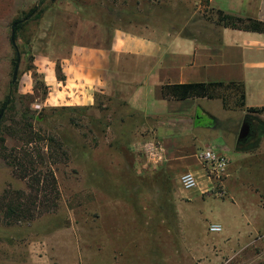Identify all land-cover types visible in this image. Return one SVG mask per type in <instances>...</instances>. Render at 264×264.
Listing matches in <instances>:
<instances>
[{
    "label": "rangeland",
    "instance_id": "obj_1",
    "mask_svg": "<svg viewBox=\"0 0 264 264\" xmlns=\"http://www.w3.org/2000/svg\"><path fill=\"white\" fill-rule=\"evenodd\" d=\"M66 2L86 8L89 17L117 21L107 27L105 41L115 28H139L128 23L143 10L168 31L221 27L208 0H0V109L13 92L0 123V198L7 192L8 198L29 201L33 215L0 223V264H264V113L244 116L237 87L219 89L230 111L210 102L216 127L210 115L198 112V124L211 129L194 131L186 153L166 152L165 159L153 161L143 149L153 137H147L140 116L116 122L102 106H50L48 68L52 64L61 77V59L48 63L47 46L75 43V31L83 27L84 14L61 6ZM46 20L55 21V35L48 39L39 34ZM94 37L101 39L99 33ZM243 37L226 40L240 43ZM254 76L260 84L262 76L248 74L250 80ZM247 93L248 106L263 104L261 90ZM246 117L255 137L240 148L237 137ZM208 147L230 159L220 178L208 179L196 161ZM181 157L188 158L174 176L172 166ZM191 166L198 185L185 191L179 179ZM50 173L56 191L49 186ZM9 200L0 204L4 222ZM211 225L222 232L210 233Z\"/></svg>",
    "mask_w": 264,
    "mask_h": 264
},
{
    "label": "crops",
    "instance_id": "obj_2",
    "mask_svg": "<svg viewBox=\"0 0 264 264\" xmlns=\"http://www.w3.org/2000/svg\"><path fill=\"white\" fill-rule=\"evenodd\" d=\"M191 1L200 3L201 0ZM66 3L61 6L84 14L80 20L83 27L75 31V43L56 45L53 42L47 46V62L54 63L56 58L61 59L63 77V80H59L56 68L50 64L48 71L51 76L47 83L50 91L47 103L50 106L62 104L89 111H98V107L102 106V113H109L110 120L116 122L128 121L124 116H140L145 122L143 129L147 137H153L143 147H159L164 159L166 152L173 155L191 149L194 131L211 129L210 125L197 122V114L200 112L204 117L210 115V120L215 124L216 121L211 119L210 102L219 101L224 113L230 110H225L219 99L165 100L161 92L163 86L243 84L245 106L242 114L246 116L248 109L264 107V100L263 104L256 107L248 106L247 93L248 88L254 87L262 91L264 99V34L223 27L219 31L192 29L190 33L173 32L163 28L164 23L160 18L152 20L149 11L145 13L143 10L141 17L137 16L128 23L139 28H115L110 39L105 41L107 27L117 25V21L110 23L106 17H89L86 8ZM208 5L210 9L227 15L264 22V0H208ZM95 7L99 9L97 5ZM46 21L47 29H40L39 34L48 39L55 35V21ZM97 33L101 35L100 40L94 37ZM242 36L241 44H230L226 40L228 37ZM39 51L36 55L38 65L42 57ZM250 73L260 74L261 83L255 76L250 80ZM116 113L118 116L113 117ZM187 158H175L172 175L175 176L177 170L183 169L180 162ZM196 161L199 163L198 157ZM185 173L193 175L198 183V172L192 166L187 167L182 175Z\"/></svg>",
    "mask_w": 264,
    "mask_h": 264
},
{
    "label": "trees",
    "instance_id": "obj_3",
    "mask_svg": "<svg viewBox=\"0 0 264 264\" xmlns=\"http://www.w3.org/2000/svg\"><path fill=\"white\" fill-rule=\"evenodd\" d=\"M41 3V2H40ZM217 13V25L221 26L223 28H229L233 30L243 31V32H250V33H258V34H264V22L251 19V18H239L231 15H227L222 11H216ZM32 14H30L28 18H30ZM26 19V20H27ZM18 26V25H17ZM19 27L15 28V36L16 31ZM59 80H63V77H58ZM228 87H237V91L240 93V99L241 102L238 104L240 108H244L245 106V90L243 84H236V83H229V84H223V83H193V84H173V85H165L162 87V97L165 100L169 101H185L188 99H219L222 101V105L224 109H228L226 98L223 97L218 93L219 89H226ZM13 92L12 90L9 91V94L7 98L5 99V102L3 103L0 112L2 113L4 110L8 109L10 104L13 103ZM248 114H263L264 113V107L263 108H251L247 110ZM246 122H251L248 117L245 118ZM264 133V131H263ZM245 144L244 142L238 143L240 148L242 145ZM257 143L254 146V149L256 148ZM253 148V147H252ZM251 148V149H252ZM242 150V149H241ZM245 150V149H244ZM23 176L22 178H24ZM49 186L51 187L52 191H56V182L54 179V176L49 175L48 177ZM38 184H45V182L41 183L39 180H37ZM7 192L4 193V196L0 198V204H4L5 199H10L8 204L6 202V211L4 215H2V218L5 220L1 221L0 223H6V224H13V223H20L22 221H25L28 219H32L33 215L30 213V205L28 202H22L20 200L19 196H15L8 198L6 196ZM16 195H20L19 193ZM52 202L50 205L51 206ZM32 206V205H31Z\"/></svg>",
    "mask_w": 264,
    "mask_h": 264
},
{
    "label": "built area",
    "instance_id": "obj_4",
    "mask_svg": "<svg viewBox=\"0 0 264 264\" xmlns=\"http://www.w3.org/2000/svg\"><path fill=\"white\" fill-rule=\"evenodd\" d=\"M143 149L149 154V157H151L153 161L155 159H162V151L159 147L153 146L148 149L143 147ZM198 161L205 170L208 179L214 175L217 178L225 175L230 165V159L228 157L209 147L198 155ZM179 183L181 188L185 191L195 189L198 185L197 179L191 174L182 175L179 179ZM209 232L212 234L221 233L222 227L220 225H211L209 227Z\"/></svg>",
    "mask_w": 264,
    "mask_h": 264
},
{
    "label": "water",
    "instance_id": "obj_5",
    "mask_svg": "<svg viewBox=\"0 0 264 264\" xmlns=\"http://www.w3.org/2000/svg\"><path fill=\"white\" fill-rule=\"evenodd\" d=\"M17 25H18V23H15V24H13V26L11 28V43H12L13 47L16 46V44H15V28ZM19 62H20V60L18 58L17 64H19ZM17 72H18V68H16L14 71L13 82L16 80ZM2 118H3V112L0 113V123H1ZM250 130H251V128H250L249 123L246 121L243 122V124L240 128L238 137H237V143L245 142L246 140H248V138L250 137Z\"/></svg>",
    "mask_w": 264,
    "mask_h": 264
},
{
    "label": "flooded vegetation",
    "instance_id": "obj_6",
    "mask_svg": "<svg viewBox=\"0 0 264 264\" xmlns=\"http://www.w3.org/2000/svg\"><path fill=\"white\" fill-rule=\"evenodd\" d=\"M248 123H249L250 128H251V130H250V137L244 143L249 142L253 137H255V131L253 130L252 123L251 122H248Z\"/></svg>",
    "mask_w": 264,
    "mask_h": 264
}]
</instances>
